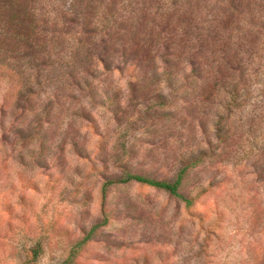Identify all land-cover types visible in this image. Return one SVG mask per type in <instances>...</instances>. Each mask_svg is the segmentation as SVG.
<instances>
[{"label":"rangeland","instance_id":"obj_1","mask_svg":"<svg viewBox=\"0 0 264 264\" xmlns=\"http://www.w3.org/2000/svg\"><path fill=\"white\" fill-rule=\"evenodd\" d=\"M32 2L38 45L0 66V264H264V0ZM182 169L188 207L101 192Z\"/></svg>","mask_w":264,"mask_h":264},{"label":"trees","instance_id":"obj_2","mask_svg":"<svg viewBox=\"0 0 264 264\" xmlns=\"http://www.w3.org/2000/svg\"><path fill=\"white\" fill-rule=\"evenodd\" d=\"M32 0H0V66L7 57L15 53L20 47H36V41L33 40L35 28L34 7ZM184 170H180L177 179L174 182L158 181L144 175L126 172L117 180L104 181L101 186V192L106 190L114 183L136 182L139 184L162 189L174 197L181 199L188 207L192 199L187 198L178 192L179 183ZM92 230L77 244L76 249L90 241ZM38 254L33 252L34 257ZM73 258V256H71ZM71 257L63 264H68Z\"/></svg>","mask_w":264,"mask_h":264}]
</instances>
